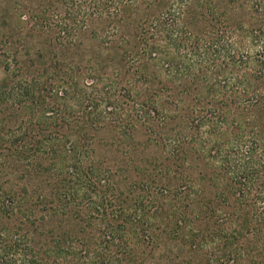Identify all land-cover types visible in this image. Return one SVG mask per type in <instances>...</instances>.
Listing matches in <instances>:
<instances>
[{"label":"rangeland","instance_id":"obj_1","mask_svg":"<svg viewBox=\"0 0 264 264\" xmlns=\"http://www.w3.org/2000/svg\"><path fill=\"white\" fill-rule=\"evenodd\" d=\"M246 2L189 0L179 15L187 30L183 40L186 48L178 51L168 45L161 65L141 52L140 36L143 24L164 12L167 1L152 6L142 2L127 5L113 27L97 20L87 22L86 28L73 33L72 44L61 48L29 15L30 9H47L48 13L60 9L59 0H0V85L10 82L17 68L25 77L50 69L59 78L66 73L74 79L80 76L82 82L88 76L100 75L105 86L109 82L115 85V91L110 93L114 102L106 108L107 119L96 124L99 127L93 130L90 123L82 124L83 117L76 113L73 126L62 131L94 135L89 148L82 144L72 173L64 168L65 161L58 165L44 159L40 169L54 172L51 178L18 182L19 186L27 185L34 198H54L53 204L60 201L54 194L57 187L63 186L68 193L64 207L67 213L46 212L50 215L40 221L41 229L74 235L79 228L83 230L78 234L94 241L98 225L93 222L97 215L92 212L95 204L105 202L101 197L114 200L120 208L126 206V200L132 209L141 207L142 197L147 207L143 210H149H145V226H149L145 264H264V222L262 225L253 218L251 203L256 195L261 197L264 193V159L256 167L259 178L253 186L245 187L249 198L244 199L232 195L235 190L229 185L230 179L221 176L219 159L232 139L238 140L237 133L241 137L256 132L254 136L260 144L264 141L260 131L264 130V114L256 106L247 105L251 93L244 92L237 83L233 89L221 87L229 81L228 72L232 70V80L248 83V92L256 85L261 88L258 94H264V53L249 40L247 24L256 19ZM216 36L218 42L208 44L214 40L209 38ZM197 41L202 47L194 55L189 50ZM232 56L239 62L233 64ZM193 66H203L206 77H185L187 69L194 72ZM218 67L217 71L213 69ZM184 86L190 90L187 95L180 93ZM151 92L158 102L153 120L144 119L139 112V101ZM196 99L205 108L221 100L227 103L225 109L230 112H218L226 118L221 134L186 127L188 120L182 107L189 104L186 113L190 115ZM175 101L179 104L178 113ZM238 125L241 131L236 132ZM52 130L51 126L42 129L39 137ZM261 146L264 147L260 145L257 153L260 158L264 152ZM97 170L108 181L99 184L97 176L92 175ZM61 171V178L54 177ZM4 178H0V185L8 187L2 183ZM253 220L261 228L259 232L252 230ZM233 254H237L235 261Z\"/></svg>","mask_w":264,"mask_h":264},{"label":"trees","instance_id":"obj_2","mask_svg":"<svg viewBox=\"0 0 264 264\" xmlns=\"http://www.w3.org/2000/svg\"><path fill=\"white\" fill-rule=\"evenodd\" d=\"M59 1L60 9L56 8L50 13L47 12V9L39 12L30 9L29 15L35 20V24L47 32L51 36V40L61 48L72 44L73 33L86 28L87 22L97 20L107 22L113 27L125 6L139 2L152 6L160 1L168 2L167 9L151 18L150 23L143 24L141 27V52L149 60L161 64L163 63L162 55L168 45L178 51L181 48L182 50L186 48L183 40L186 38L187 30L180 23L179 15L181 8L189 0ZM246 3L251 12L255 14L256 19V21L247 24L249 40L253 41L252 45L260 47L261 52L264 53V0H247ZM239 7L243 6L239 5ZM251 18L254 19V16ZM239 30L242 31L241 24ZM209 39L214 40L208 44L218 42V37ZM200 46L202 47L198 41L195 42L193 46H190V53L193 52L192 54L196 55ZM234 59L231 60L233 64L239 62ZM250 60L251 57L247 63ZM193 67L194 72L190 73L189 70L192 67L187 66L189 70H186L185 77L190 75L193 78L198 75L202 78L206 77L202 70L203 66ZM213 69L217 71L219 67ZM233 73L234 71L229 70V81L221 87L233 89L234 83L242 86L244 92L251 93V99L246 100L248 101L247 105L256 106V109L262 110L264 114V94H258L261 88L253 85L252 92H248V89L251 88L248 83L232 80ZM64 74L65 76L62 74L59 78L55 70L46 69L30 77H25L20 74L17 68L12 72V80L0 85V178L5 177L4 180L2 179V183L9 185L8 187L0 185V264H145L146 255L149 253L146 252L147 246H149L146 239L149 236V226H145L147 221L145 210L147 212L149 210H143L147 207H144L145 200H141L142 197L139 199V205L142 208L135 209H132L133 207L128 205L126 200H124L126 206L121 208L116 206L114 200L105 197H101L105 202L100 201L97 204L92 202L95 204L92 213L97 215L93 222L98 226L94 232L95 240L91 241L78 234L83 230H79V228L76 229L74 235L65 232L59 234L54 229H41L42 222L40 221L50 215H46V212L67 213L64 207L68 201V193L65 192L63 186L57 187L54 191L60 200L59 203L57 202L58 204H53L54 198L46 196H35L34 198L32 193L29 194L27 185L19 186L20 180L29 182L31 178H41L42 176L51 178L53 176L54 172H50V169L46 171L40 169L44 159H49L58 165L61 164V161H65L64 168L66 167L68 173H72L77 161L75 158L79 157V151L83 148L82 144L85 149L89 148L94 135L68 131L66 133L62 132L63 129L71 128L75 123L72 122L73 119H77L76 113H80L79 117H83L82 124L88 122L90 127L95 130L94 127L100 126L96 125L97 123H103L107 119L109 112L106 108L111 105L112 101L114 102L110 93L115 91V85L113 86L109 82L108 86H105L100 75L88 76L80 82L78 79L80 76L74 79L68 77L66 73ZM217 86L218 84L215 87L217 88ZM218 88L220 87L218 86ZM165 89L167 90L168 86H165ZM180 89V93L185 95L190 92L186 86ZM156 98V94L151 92L145 100L139 101L141 117L149 120L154 119V113L158 109ZM176 101L174 107L178 113L179 104ZM179 102L184 106L183 99H180ZM212 106L205 108L201 105V100L196 99L190 108V115L186 113L189 104L182 107V112L185 111L184 117L188 120L186 127L188 129L193 127L201 130L202 133L211 130L221 134L223 121H226V118L218 112L219 110H222V113L230 111L228 108L225 109L227 103L222 100ZM50 126L53 130L48 131L47 135L40 138L39 132ZM239 127L240 125L236 132L241 131ZM260 131L263 135L264 130ZM238 134L235 135L238 140H233V138L229 149L225 150L219 159L221 170H223L221 176L229 178V185L230 187L233 185L232 188L235 190V192H231L232 195L244 199L245 197L249 198V195H245V187L248 184L253 186L254 181L259 178V170L256 167L260 165H257L258 162L263 161L264 152L262 158L260 155L257 156V153L259 146L264 145V141L260 144V139L254 136L256 132L241 137ZM259 138L261 137L259 136ZM46 143L50 144L49 147ZM217 149L220 151L219 148ZM211 157L216 156L212 155ZM71 162L74 164L72 167L69 164ZM59 168L63 170L62 167ZM100 172L97 170L92 174L97 176L99 184L108 181ZM44 173L49 174L44 175ZM62 173L64 172L56 173L54 177H60ZM85 175L84 177H87V174ZM89 182L91 183V181ZM91 185L95 184L91 183ZM87 199L92 201L93 198ZM261 201L264 205V193L261 197L259 194L256 195L251 203L254 209L253 218H258L262 224V221L264 222V206L262 208L259 206ZM38 213L40 216L37 215ZM52 216L57 215L52 214ZM82 219L85 218L82 217ZM255 220L253 223L256 222ZM251 228L258 230L257 232L261 229L256 226V223ZM262 229L264 230V226ZM70 238L74 239L70 240ZM236 256L237 254L232 255L234 261Z\"/></svg>","mask_w":264,"mask_h":264}]
</instances>
